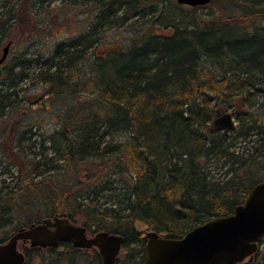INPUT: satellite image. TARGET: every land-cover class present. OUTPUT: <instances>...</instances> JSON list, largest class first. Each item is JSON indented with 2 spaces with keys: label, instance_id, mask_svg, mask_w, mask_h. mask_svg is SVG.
Masks as SVG:
<instances>
[{
  "label": "trees",
  "instance_id": "16d2710c",
  "mask_svg": "<svg viewBox=\"0 0 264 264\" xmlns=\"http://www.w3.org/2000/svg\"><path fill=\"white\" fill-rule=\"evenodd\" d=\"M54 1L26 0L34 7ZM62 1L65 7L92 5L95 18L87 31L57 44L43 60L39 54L19 57L0 68V118L25 102L20 85L27 80L47 85L66 107L48 146L31 141V128L11 137L18 174L13 188L0 186V244L20 228L66 216L90 233L121 236L127 252L115 264H140L146 239L137 224L180 239L210 219L232 214L252 186L264 180V121L258 124L248 116L237 129L218 130L210 107L214 96H209L241 95L243 104L248 102L254 86L247 77L264 74V0H210L202 6L211 9L208 17L188 6L186 22L164 23L172 27L168 34L154 31L163 23L161 14L148 18L156 12L145 9L148 0ZM11 2L0 0V7ZM127 20L131 42L95 55L97 93L74 103L79 89L67 68L98 44L101 27ZM7 30L0 25V43ZM31 65L37 68L32 76ZM0 130L3 136L5 127ZM118 132L129 138L115 141ZM25 148L31 158L23 154ZM218 163L223 177L215 179L210 165ZM263 240L264 235L258 243ZM22 249L23 264H101L96 251L67 241ZM245 264H264V255Z\"/></svg>",
  "mask_w": 264,
  "mask_h": 264
},
{
  "label": "rangeland",
  "instance_id": "374dc122",
  "mask_svg": "<svg viewBox=\"0 0 264 264\" xmlns=\"http://www.w3.org/2000/svg\"><path fill=\"white\" fill-rule=\"evenodd\" d=\"M11 1V5H2L0 7V25L4 27V31L9 27V30L6 31L7 36L5 35L6 37H3L0 43V58L5 45L9 41L11 42L6 59L0 64V68L7 66L11 61L14 62L19 57H24L25 59L36 58L39 54L41 55L39 60L47 58L57 44L66 42L70 38L86 32L93 22L96 12L90 4L86 6L65 7L63 1L60 2V0L52 2L49 6L46 5L47 3H44L42 6L37 4L35 7L34 5L32 6V3L26 2V0ZM148 2L150 4L145 7L146 10L151 11V7L156 9L155 13L148 14V18H153L161 14L160 22L163 25H155L153 27L154 31L158 33L168 34L172 32L171 26L164 27V23H167V20L171 25L177 23L182 24L191 15L188 12L187 5L179 6L175 0H148ZM212 8L216 9L214 6ZM209 11H211L209 7H197V12L201 13L204 17H208L207 13ZM27 12H29L30 18L26 16ZM131 20H127L121 26L101 27L98 31V37L100 39L98 44L89 50V54L84 59L79 60L76 65L67 68V72L72 78L71 82L76 84V89H79L75 94L74 103H84L88 98H91L97 93L93 79L97 69L93 61L95 55H104V53L112 51L113 49L126 48L133 38V33L129 29ZM209 65H211L209 62H205V66ZM28 72L32 76L37 72V68L31 65ZM247 79L253 83L254 88L248 90L250 94L246 104H243L241 95L230 98V95L227 97L225 95H219L217 97V95L209 94L211 97L214 96V99L210 102V107L213 109L212 120L227 112L232 115L234 120L232 130L238 128L241 118L248 116L254 119L256 118L259 121L258 124H262L264 121V74L252 73ZM20 87L23 88L20 94L25 99V102L23 101L19 105L18 110L13 114L0 118V126L5 127L4 138H2L3 136L0 130V186H8V189L14 186V177L18 174L17 164L19 163L14 157L16 150L14 149V142H12L13 140L11 141V137H16L23 129L31 128L32 133H35L34 136H30L31 141L35 140L39 142L43 140L44 145L48 146L47 138L53 134L66 117L65 102L55 99L53 95L48 93L47 85L37 80L34 83H32V80H27ZM232 104H234L233 107L231 106ZM246 111L250 115H246ZM28 134L30 135V133ZM127 138H129L127 132H118L113 136V139L119 142H124ZM250 144L252 143L247 145ZM237 145L244 146V143L241 142ZM241 149L239 150L241 151ZM25 150L26 153L23 154L31 158L32 155L26 148ZM220 165L221 163L210 165V169L212 170L211 174L215 179L223 177L222 172L224 168H220ZM124 170L127 171L126 168ZM103 174H106V172L104 171ZM127 174V172L124 174L126 178L129 177ZM3 188L5 189L6 187ZM108 192L104 191L103 194L107 196ZM105 199L106 197H101L100 202H105ZM72 224L81 226L80 222ZM136 226L143 233V236H145V232H147L146 227L141 224H137ZM90 234L92 233L88 232V235ZM23 245L30 247L29 242L18 241L17 250L22 253ZM259 247L260 253L258 256L257 252L259 248L250 258L246 257L238 264H245L257 258L260 259L264 255V240L261 244L259 243ZM85 250L82 249V251ZM86 251L89 253L97 252V248L93 246ZM126 252L122 248L118 257L121 258Z\"/></svg>",
  "mask_w": 264,
  "mask_h": 264
},
{
  "label": "water",
  "instance_id": "95a60500",
  "mask_svg": "<svg viewBox=\"0 0 264 264\" xmlns=\"http://www.w3.org/2000/svg\"><path fill=\"white\" fill-rule=\"evenodd\" d=\"M189 7L204 6L210 0H175ZM11 45L3 48L2 63ZM213 126L221 131L234 127L230 113L224 112L213 120ZM264 235V180L252 186L243 203L232 214L206 221L188 231L180 239L146 232L144 261L140 264H238L251 257L258 248V240ZM18 241L29 242L32 248L57 247L59 242L70 241L74 248L88 249L95 246L101 264H115L122 245V237L105 231L86 236L83 226H76L66 216L45 218L38 224L20 228L0 244V264H23L24 253L17 250Z\"/></svg>",
  "mask_w": 264,
  "mask_h": 264
},
{
  "label": "flooded vegetation",
  "instance_id": "af4514ba",
  "mask_svg": "<svg viewBox=\"0 0 264 264\" xmlns=\"http://www.w3.org/2000/svg\"><path fill=\"white\" fill-rule=\"evenodd\" d=\"M71 222V221H70ZM71 223H73V222H71ZM85 228V227H84ZM86 229V228H85ZM95 233H97V232H95ZM95 233H92V234H90L91 236H93ZM90 235H88V231H87V229H86V236L87 237H91ZM63 242H65V241H63ZM67 242H70V241H67ZM60 243H62V242H59V244ZM71 243V242H70ZM58 244V245H59ZM121 249H122V247L120 248V250H119V252L121 251ZM87 250V249H86ZM119 252L117 253V256H116V258L118 257V254H119ZM97 253H98V251H97ZM99 254V253H98ZM100 256V255H99ZM101 258V257H100ZM116 260V259H115Z\"/></svg>",
  "mask_w": 264,
  "mask_h": 264
}]
</instances>
